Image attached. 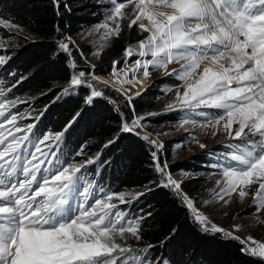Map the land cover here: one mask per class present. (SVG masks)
<instances>
[{"label":"snow or ice","instance_id":"1","mask_svg":"<svg viewBox=\"0 0 264 264\" xmlns=\"http://www.w3.org/2000/svg\"><path fill=\"white\" fill-rule=\"evenodd\" d=\"M110 3L112 8L105 22L96 28L106 30L104 41L119 36L120 21L126 15L134 17L129 27L137 25L149 33L145 40L125 49L129 57L151 56L143 61L137 59L133 73L143 69L141 74L148 77L150 66L167 71L169 64L187 61L179 71L172 70L185 88L182 94L177 92V102L186 109L220 110L215 125L224 121L223 130L240 141L230 145L224 161L216 165L221 169L225 187L213 199L223 200L224 195L239 189L243 200L248 189L257 185L254 205L257 212L264 209V0H110ZM129 4L133 10L126 14L123 10ZM145 19L148 24L143 23ZM0 24L19 27L3 19ZM58 46L70 54L68 43L61 41ZM5 59L0 57V64ZM205 61L207 65L198 72ZM84 75L83 72L73 75L71 84L83 83L92 88L81 79ZM92 95L102 93L93 88ZM3 97L4 89L0 87V118H5L0 122V264H152L148 258L135 255L132 245L127 243L129 237L141 238L139 222L126 219L127 214L112 203L114 197L121 203L128 202L127 194H96L95 185L82 173L86 164L93 163L91 159L79 165L56 159L53 165L56 153L50 145L48 152L42 151L41 145L50 138L59 141L62 132L30 139L27 133L17 137L11 128L6 129L5 124H9L15 132L22 131L16 126L15 115L10 118L5 115L14 102ZM173 107L168 105L169 109ZM140 119L143 117L133 120L132 126L124 123L123 130L132 131L140 126ZM32 128L33 125H28V133ZM143 138L156 143L147 135ZM153 157L157 159L155 152ZM156 170L165 177L164 186H171L182 196L204 231L223 233L245 245L241 250L248 255L264 259V241L252 237L242 240L233 232L214 224L209 226L207 216L198 211L191 198L179 192L181 181L172 178L167 162L161 167L157 159ZM139 195L143 193L136 194ZM257 221L262 222L258 216ZM239 229V225L235 226V230Z\"/></svg>","mask_w":264,"mask_h":264},{"label":"rangeland","instance_id":"2","mask_svg":"<svg viewBox=\"0 0 264 264\" xmlns=\"http://www.w3.org/2000/svg\"><path fill=\"white\" fill-rule=\"evenodd\" d=\"M54 4L58 17L66 25L65 30L61 29L58 31L55 41L57 44L61 41L69 44L70 54L64 52L59 46L58 48L70 58L72 70V76L69 81L55 84L59 95L67 97L81 93L89 103L97 99L110 103L118 116L117 125L119 126V131L116 136L108 141L109 144L115 143L122 134H133L142 137L153 148V153H156V158L161 167L167 162V171L172 178L181 181L179 192L191 198L198 211L207 216L209 226L214 224L225 231L233 232L234 235L242 240L252 237L256 241H264V209H260L257 212V208L254 205V193L257 185H252L248 189V194L243 200L239 196V189L231 195H224L223 200L213 199L225 187L223 178L220 175L221 169L216 167V165L224 161L230 151L229 146L240 141L230 137L223 130L224 121L220 125H215V117L220 114V110L204 107L186 109L182 108L177 102V92L182 94L185 88L183 82L178 79L172 70L176 69L179 71L181 65L186 64L187 61L173 62L168 65L167 71L154 69L150 66L148 69L150 75L148 77H144L141 74L143 69L133 73L132 69L135 67L137 59L142 61L151 59L150 55L140 57L138 54H134L129 57L125 54L126 48L130 45L135 46L141 41L139 37H143V40H145L149 35L148 32L143 31L137 25L128 26L130 20L134 18L133 16L126 15L125 19L120 21L122 30L119 36H114L108 41H104L102 36L106 30L100 28L97 31L96 28L105 22L109 14V10L112 8L110 0H54ZM132 10L133 5L129 4L123 11L126 14H130ZM72 16H87L91 20L74 25V22L71 21ZM9 22L13 24L11 21ZM108 23L112 27L115 26L112 21H108ZM143 23L148 24V21L145 19ZM36 39L37 37L25 29L6 27L0 24V45H2L0 50L2 51L11 52L18 48L20 43ZM101 45H104L102 50ZM207 63L205 61L201 65V69L197 71H202ZM0 65L7 67V60L5 59V62ZM80 72L85 73L81 79L86 81L87 84H91L92 88L87 87L83 83L81 85L71 84L73 75H78ZM105 81L107 83H104ZM0 87L10 90L16 85L11 82L4 87L3 81ZM93 88L101 92L102 95L93 96ZM65 89H67V92H65ZM145 93L156 97V105L154 108H147L139 113L135 109L134 101ZM129 97H131V100H129ZM146 99V97L140 98L138 103L144 105L147 103ZM34 100L35 97L32 96L18 95L11 99L14 102V106L10 104L6 111V117L16 116V126L21 128L22 131L26 130L22 126L27 121L31 120L34 123L54 103L53 101L39 109L38 104H32ZM169 104L174 105V107L169 109ZM200 113H204V115ZM140 117H143V119L139 120L140 126L133 127L132 131L123 130L124 123L132 126V121ZM4 119L0 118V122H3ZM185 120L188 122L185 123ZM5 128H11L16 136L21 132H15V128L9 124H5ZM145 135L149 137V140L156 143H149L148 140L143 138ZM53 142L55 141L51 138L44 141V144L41 145L42 151L48 152L49 148L47 146H51ZM201 144L205 145V147L201 148ZM81 152L80 148L78 156L82 155ZM157 159H154V157L152 159L157 175L153 185H149L144 189L122 192L127 194L125 200L128 202L126 203H133L138 212L140 211L138 207L142 202L141 197L146 191L152 189L153 186L165 187L164 184L167 182L165 177L156 170ZM45 163L47 165V161ZM52 163L55 165V158H52ZM90 164H86L82 171L84 169L88 170L91 166ZM187 165L188 167H186ZM85 177L89 181L88 176L86 175ZM217 181H221V183L218 185ZM183 183H187V186L192 190V196L182 191ZM166 188L177 193L171 186ZM94 191L100 196L107 194L95 189ZM138 193H143V195L136 196ZM116 201L120 202L118 198L114 197L112 203L117 204ZM136 201L138 202L135 203ZM192 215L194 216L193 213ZM257 216L259 221L262 222L257 221ZM237 225L240 226L238 231L235 230ZM201 227L203 226L201 225ZM133 250L137 249L133 248ZM143 257L148 258L152 264H155L151 260L149 252Z\"/></svg>","mask_w":264,"mask_h":264},{"label":"trees","instance_id":"3","mask_svg":"<svg viewBox=\"0 0 264 264\" xmlns=\"http://www.w3.org/2000/svg\"><path fill=\"white\" fill-rule=\"evenodd\" d=\"M0 19L37 37L20 43L11 52L0 50V57H5L8 64L0 65V81H4V87L11 82L16 85L4 89V96L35 97L32 104H38L39 109L54 101L46 113L34 123L27 121L23 129L34 125L32 133L39 135L62 132L57 144L60 152L69 157L81 148L76 164L99 157L104 168L101 176L111 181L110 189L116 193L153 185L157 175L151 145L133 134H122L115 143H108L119 131L118 116L110 103L101 99L89 103L81 93L62 97L57 92L55 84L69 81L72 70L70 58L55 41L66 25L58 17L54 0H0ZM87 20L91 19L71 17L74 25ZM149 95L140 97L147 98L144 105L138 103L140 98L134 101L137 112L155 107L156 97ZM92 166L96 169L97 162ZM182 191L193 195L187 183L182 184ZM141 198L139 212L133 203L116 201V205L139 218L141 238L129 237L127 243L137 250H148L155 264H264V259L242 251L244 246L239 241L220 232L204 231L182 196L173 190L153 186Z\"/></svg>","mask_w":264,"mask_h":264}]
</instances>
